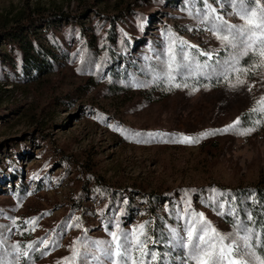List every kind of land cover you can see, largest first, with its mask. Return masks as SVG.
Segmentation results:
<instances>
[{
	"label": "rangeland",
	"instance_id": "obj_1",
	"mask_svg": "<svg viewBox=\"0 0 264 264\" xmlns=\"http://www.w3.org/2000/svg\"><path fill=\"white\" fill-rule=\"evenodd\" d=\"M208 3L228 23H242L230 0ZM204 11L200 0H0L4 264H16L17 242L30 254L21 255L19 264H65L77 240L81 256L72 264H84L85 248L100 257L89 254L87 264H115L119 257L110 261L103 255L106 244L98 250L92 242L110 241L113 231L123 242L124 233H138L142 224L147 249L157 255L154 264H189L190 246L178 245L181 237L186 242L198 213L222 235L237 231V218L227 222L225 215L243 195L264 187V115L249 111L264 97V67L253 72L249 58L242 57L237 66L249 67L247 75L240 74L244 85L230 88L216 77L193 76L187 83L199 89L195 93L169 91V83L158 78L173 41L177 63L181 39L213 51L209 64L239 56V48L226 49L206 30L209 25L200 24ZM30 15L38 20H28ZM134 19L139 31L127 28ZM23 21L29 22L18 42L7 32ZM96 29L102 31L98 36ZM55 52L63 62L39 72L36 61L46 54L54 61ZM186 53L198 63L205 59L197 49ZM237 118L242 125L225 131ZM245 128L255 130L239 134ZM183 136L198 142H178ZM110 188L117 189L115 197ZM42 239L49 240L48 248ZM33 241L43 251L29 248ZM132 258L140 259L135 249Z\"/></svg>",
	"mask_w": 264,
	"mask_h": 264
},
{
	"label": "snow or ice",
	"instance_id": "obj_2",
	"mask_svg": "<svg viewBox=\"0 0 264 264\" xmlns=\"http://www.w3.org/2000/svg\"><path fill=\"white\" fill-rule=\"evenodd\" d=\"M204 5L205 11L200 19V24H207L209 27L206 29L212 31L217 40L221 41L225 48L240 49L239 56L231 57L229 61L216 60L214 64H209L208 61L213 59V51H201L198 50V46L190 45L184 40L179 41L181 57L180 63L176 60V41H173L167 49V59L161 62L162 71L158 74V78H162L169 83L167 90L173 88H190L191 93H195L199 89L195 86H190L187 83L189 77L200 76L211 80L212 77H216L217 83L224 80L228 83L230 88H237L246 83V80L240 78V74L247 75L249 67H238L242 57H248L251 61L250 67L253 72L260 67H264V6H261L260 0H230L232 7L237 9L233 15L239 17L242 23L230 24L228 21L217 14V9L208 3V0H200ZM259 9V11H258ZM198 13L200 9L196 10ZM186 48L197 49V55L204 57L203 63H198L195 56L190 57L186 53ZM218 55V53H217ZM259 61L257 63L256 61ZM210 69V71H205ZM177 76H180L182 82H177ZM230 76L235 77V83H232ZM208 87L207 84L204 85ZM251 91V88H249ZM252 113H261L264 115V97L257 101V106L249 110ZM241 123L240 118H237L232 125L226 126L225 131L229 129H236V126ZM257 124L260 121H256ZM119 130V129H118ZM255 128H245L240 130L239 134L248 135ZM148 135H152L149 133ZM206 135V134H205ZM139 142V141H137ZM181 143L198 142L192 137L183 136L178 141ZM222 206V205H221ZM223 215V213H220ZM230 215L236 216L235 211H231ZM38 218H32L31 223L34 225ZM252 217L248 216V220ZM24 224H28L29 221H24ZM73 227H80V224L73 222ZM237 228L236 232L230 233L227 236L217 232L215 228H212L210 222L204 218L203 213L197 214V219L192 221L187 229V240L185 242L184 237L180 238L179 247L185 248L190 246V251L187 254V261L189 264H264V258L257 256L254 251L255 246H260L259 235L255 234V240H253L254 231L252 228L240 225L239 220L235 221ZM139 232L133 230L131 233H124L123 242L117 232H110V241H93L92 244L96 249L103 247V255L110 261H113L116 257L120 260L115 264H145V261L156 262L157 255L154 251L147 249L145 240L147 235L144 231L145 225L138 226ZM25 231L28 229L25 228ZM34 231L35 228L33 227ZM175 232V230H173ZM243 232V235L239 233ZM23 234V233H22ZM44 248L49 247V240L42 239L39 241ZM79 244V240L74 243L72 250V256L64 258L65 264H72V261L77 260L81 256V252L75 246ZM37 242H31L28 247L35 248L36 251H43V249L36 247ZM135 249L139 253V261L132 258V250ZM12 252L16 253L15 261L19 264L20 256L25 258L29 257L27 250H22L20 243L17 242L13 246ZM261 252L264 254V246H261ZM91 254L94 260L99 261L100 257L91 252L90 249L85 248L83 255L85 256L84 264H87L86 257ZM0 264H4L3 260H0ZM162 264V261H161Z\"/></svg>",
	"mask_w": 264,
	"mask_h": 264
},
{
	"label": "trees",
	"instance_id": "obj_3",
	"mask_svg": "<svg viewBox=\"0 0 264 264\" xmlns=\"http://www.w3.org/2000/svg\"><path fill=\"white\" fill-rule=\"evenodd\" d=\"M156 1H160V0H156ZM138 16L135 17L136 20L138 21L140 16L143 15V12L137 13ZM62 15V14H61ZM38 16H29L28 20H38L37 18ZM135 19L133 21H131L129 24H127L129 27H127L130 30H134V25H136ZM27 22L29 21H23L20 23H17L15 25H13V27L11 29H9L10 31L7 32V34H12V36H14L16 41H21L22 40V35L25 34L26 32V28L25 25L27 24ZM138 24V23H137ZM69 27V26H68ZM71 30V27L67 28L66 27V31L64 32L63 37L66 39L67 37L70 36L69 31ZM77 30V28L75 29V31ZM134 31H139V30H134ZM100 30L96 29L94 31L95 36H98L100 34ZM108 35V34H107ZM104 36V34H103ZM136 39V38H135ZM124 43L122 42L121 44H119V47L123 48ZM121 48H118L119 50ZM21 52V51H20ZM27 52H24L22 50L21 55L25 56ZM28 54V53H27ZM32 54V53H31ZM45 59H41L39 58L38 61H36V66L39 69L38 71L40 72L42 70L43 67L49 66V65H58L63 62L62 61V57L58 56V52H55V56H53L54 61H52V55H44ZM70 58V56L68 55L66 57ZM110 59V57H109ZM16 67L19 68V59H16ZM41 69V70H40ZM241 123L240 125H242L243 123V119H240ZM111 190V192H113V196L117 195V189L115 192V188H110L109 191ZM164 194H168V193H164ZM112 195V194H111ZM169 195V194H168ZM115 197V196H114ZM243 200V202H241L239 199L237 200V208L235 210L236 216H232L229 214L225 215V220L227 222H233L235 221V219L237 218L239 220L240 223L246 224L248 226H250L253 231H254V235H253V240H255V234L259 235V242H260V246H255V251L257 254L264 256V254H262L261 252V246H264V187L262 186H256L254 188V194L249 196V195H243V198H241ZM131 201H128V205H130ZM122 209L124 210V212H126L128 210V207L122 206ZM248 216H251L252 219L248 220ZM236 219V220H237Z\"/></svg>",
	"mask_w": 264,
	"mask_h": 264
}]
</instances>
